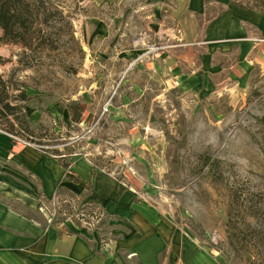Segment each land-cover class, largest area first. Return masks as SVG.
<instances>
[{"label":"rangeland","instance_id":"rangeland-1","mask_svg":"<svg viewBox=\"0 0 264 264\" xmlns=\"http://www.w3.org/2000/svg\"><path fill=\"white\" fill-rule=\"evenodd\" d=\"M45 3L47 23L38 20V26L50 41L46 49L23 56L19 45H0V74L15 71L29 85L25 112L41 139L0 133L43 155L52 149L64 154L67 146L69 171L80 160L96 164L222 264H264V64L243 80L194 85L179 57V0ZM215 11H206L199 24ZM247 35L235 44L264 40L252 27ZM258 44L264 51V42ZM236 53L234 47L224 65H232ZM71 103L81 110L79 124L70 121ZM11 155L5 170L0 164V204L62 232L95 235L112 249L129 230L107 212L78 215L92 206L72 193L79 186L43 198L32 174ZM234 192L245 198L236 200Z\"/></svg>","mask_w":264,"mask_h":264},{"label":"crops","instance_id":"crops-1","mask_svg":"<svg viewBox=\"0 0 264 264\" xmlns=\"http://www.w3.org/2000/svg\"><path fill=\"white\" fill-rule=\"evenodd\" d=\"M214 9L218 10L215 16L200 25L198 20ZM177 23L183 42L179 57L192 70L190 83L194 85L211 84V78L219 85L230 79L243 80L256 64H264V51L257 48L263 39L249 37L235 44L248 36L250 27L264 36V2L258 12L234 6L229 0H179ZM234 47L237 53L232 65H224ZM4 134L0 133L2 170L16 153L21 167L40 185L43 198H52L69 184L79 186L72 193L81 204L122 218L129 230L108 249L99 245L95 235L62 232L0 204V264H222L185 228L176 226L125 185L99 170L91 176L88 161H77L69 171L38 151L16 147ZM88 185L89 192H83ZM17 195L24 197L21 192Z\"/></svg>","mask_w":264,"mask_h":264},{"label":"trees","instance_id":"trees-1","mask_svg":"<svg viewBox=\"0 0 264 264\" xmlns=\"http://www.w3.org/2000/svg\"><path fill=\"white\" fill-rule=\"evenodd\" d=\"M46 0H0V45L1 44H16L22 49L23 56L28 55L32 50L36 48L46 49L50 41L48 37L41 32L40 24L47 23V11ZM264 0H229V3L242 9L260 11ZM43 7L44 11L40 12L39 8ZM20 62V60H19ZM2 60L0 58V64ZM29 87L25 81H20L19 77L15 76V71L10 72L7 75L0 74V131L14 136V137H28L34 139L37 137L34 130L31 129V122L28 120L25 112L26 103L32 98L27 95L25 89ZM69 111L70 121L73 124H79L81 122V110L74 103L67 106ZM66 153L60 154L58 150L52 149L44 151L45 155L57 156L58 164L66 170L72 166L69 161L73 155L71 150L65 146L63 147ZM91 176L95 171L101 170L96 164H92ZM89 187V185H88ZM68 190L65 188H59L55 195L52 197L56 199L60 194H67ZM236 200L244 199V192H234ZM90 209V211H88ZM84 212H88L87 216H92L94 212L98 214H106L105 211L97 206H83L78 212V215H83ZM112 216V214H109ZM114 216V215H113ZM83 217V216H81ZM253 217V214L251 216ZM244 217L243 221L247 227L254 231L251 227L249 218ZM115 220L125 222L122 218L117 216L113 217ZM78 228V227H77ZM100 236L97 237V239ZM260 263H264V257L259 260Z\"/></svg>","mask_w":264,"mask_h":264}]
</instances>
